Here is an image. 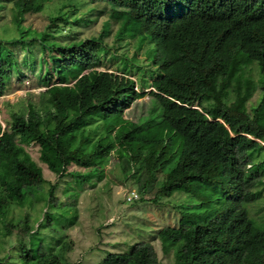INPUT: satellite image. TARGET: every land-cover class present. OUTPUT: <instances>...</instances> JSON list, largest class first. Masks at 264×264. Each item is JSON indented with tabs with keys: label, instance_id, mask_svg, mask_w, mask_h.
<instances>
[{
	"label": "trees",
	"instance_id": "trees-1",
	"mask_svg": "<svg viewBox=\"0 0 264 264\" xmlns=\"http://www.w3.org/2000/svg\"><path fill=\"white\" fill-rule=\"evenodd\" d=\"M49 1L0 0V10L12 4L11 23L18 31L0 37V97L13 73L29 60L34 67L37 55L46 82L45 90L16 110L2 102L10 109L7 119L0 116V216L13 205L27 208L3 225L7 237L19 229L12 244L17 256L7 264H73L67 258L73 241L65 229L76 223L81 188L104 177L113 153L133 167L124 179L141 175L143 195L162 174L153 204L183 196L176 224L157 233L170 264H264V206L252 209L264 199V157L256 159L264 149V0H86L104 2V8L79 16L86 2L61 0L36 32L26 16L43 11ZM106 10L108 20L96 35L72 32ZM111 21L117 24L114 44L134 41L135 48L130 58L119 54L115 70H101L111 48L104 41ZM251 65L261 86L253 113L244 105L229 106L218 83ZM73 68V79L52 80ZM147 94L157 115L142 123L124 118L123 111ZM32 144L43 145L39 160L51 171L56 168L44 147L61 159L59 176L69 174L77 188L64 190L72 202L56 199L55 183L42 194L43 170L25 148ZM71 165L81 169L70 171ZM40 201L47 207L32 217L28 209ZM97 264L163 263L150 243L136 241L122 251L106 250Z\"/></svg>",
	"mask_w": 264,
	"mask_h": 264
},
{
	"label": "rangeland",
	"instance_id": "rangeland-1",
	"mask_svg": "<svg viewBox=\"0 0 264 264\" xmlns=\"http://www.w3.org/2000/svg\"><path fill=\"white\" fill-rule=\"evenodd\" d=\"M86 2L83 5L80 4L79 12L77 15H81L88 8L95 10L103 9L104 2H87L86 0H75ZM65 0H62V3ZM61 0H51L47 2V6L43 11L30 14L26 16L25 24L30 26L32 30L40 32L47 24L49 15L55 14L56 9L60 5ZM79 4V3H78ZM12 4H6L5 8L0 10V37L9 38L18 33L16 26L12 22ZM63 9L68 10L67 7ZM95 13V12H94ZM95 19L87 26L79 25L73 26L72 32H75L79 37H89L96 35L101 25L105 20H108V12L103 11L100 15H93ZM117 24L111 21V34L104 39L111 48L105 57L104 67L109 70H115L118 66L119 54L126 52L130 58L134 52V41H130L129 46L122 42L121 44H114L112 38ZM65 33V31H64ZM121 48L116 50V48ZM48 60V56L44 55ZM114 57H117L115 61ZM138 58L144 61L143 50L138 52ZM119 59V60H118ZM38 62V61H37ZM52 65L47 63L46 66ZM27 67V63L25 65ZM22 66L20 72H15L12 75V80L8 88L6 95L0 99V116L2 119L8 118V110L10 107L14 110L19 108L28 98L35 99L40 91L46 88V82L40 78L44 72V66L41 67L38 62L34 67L28 68ZM78 74V71H67V73L57 72L53 75L52 80L56 83H60L63 79H73ZM235 76L221 79L220 83L222 89L220 91L221 96L225 99L227 104L232 108L244 105L249 113L252 112V108L255 107L259 101L261 95V86L258 81V69L256 65H251L248 68H239L234 73ZM138 75H134L136 78ZM147 92L151 90L150 87L145 89ZM8 102L11 106L3 107L2 102ZM154 98L147 94L142 98L135 100L131 103L130 107L125 109L123 116L126 119L142 123L145 122L150 116L157 115L156 110L150 112ZM158 115V119H159ZM258 122L262 123L261 113L258 114ZM91 124H94L92 122ZM101 130L93 134L94 138ZM43 147L41 144H32L25 146L26 150L42 168L45 183L42 184V194L47 193L50 183H55L56 188L54 195L59 202H72V198L66 196L64 190L77 189L72 182V177L69 174L59 173L62 169L61 159L48 147H44L49 154V159L55 165L56 171H51L46 164L39 160L40 149ZM264 157V149L260 152L256 159ZM262 157V158H263ZM261 158V159H262ZM260 159V160H261ZM125 167V169L122 168ZM71 171L80 170V167L71 165L68 167ZM133 167L127 161L119 163L115 153L110 155L108 163L105 166V175L100 181H95V185L88 186L84 184L81 191L78 193L75 207L77 210V220L72 227L65 229V233L68 235V239L73 241L72 249L67 253L68 260L73 264H97L104 256L106 250L109 251H122L128 248L136 241H143L150 243L156 255L163 264H170L172 262L171 255H165L161 250L160 241L157 237V233L165 226H174L178 216V207L181 202L182 195L176 194L169 198H162L159 204H153L151 199L156 188L160 185L162 180V174H157L156 178L151 182L149 191L144 195L140 193L141 188V175L136 177H129L124 179V173L126 171L132 172ZM40 189V190H41ZM132 189L137 190L142 195L140 201H134L127 203L124 197L127 192ZM72 192V191H70ZM45 205V206H44ZM173 206V208H171ZM264 206V199L257 201L256 205L252 206L253 210L258 207ZM47 207V201H40L33 203L29 207L32 217L39 214L40 208L45 209ZM42 209V210H43ZM62 207L60 208V210ZM26 207H12V210L8 211V215L0 216V259L4 260V264L8 261H12L16 258L18 250L13 248V243L16 244L17 228L12 229V234L7 237L3 235L5 229L4 223L12 222L10 218L14 220L26 213ZM52 209L51 211H55ZM254 215V214H253ZM41 216V214H40ZM39 216V217H40ZM32 220V219H31Z\"/></svg>",
	"mask_w": 264,
	"mask_h": 264
},
{
	"label": "clouds",
	"instance_id": "clouds-1",
	"mask_svg": "<svg viewBox=\"0 0 264 264\" xmlns=\"http://www.w3.org/2000/svg\"><path fill=\"white\" fill-rule=\"evenodd\" d=\"M35 56H36V54H35ZM36 58V64L38 63V62H40V58H39V56L37 55V57H35ZM38 61V62H37ZM29 65L30 66H32V64H31V60H29L28 62H27V67L26 66H24V67H26V68H28L29 67ZM33 67V66H32ZM100 67V66H99ZM98 67V68H99ZM102 67V66H101ZM99 69H101V70H104V69H106V68H99ZM21 70H22V68H21ZM109 70V69H108ZM11 80H12V78H11ZM10 83H11V81H10ZM10 86V85H9ZM151 88V87H150ZM46 89V88H45ZM44 89V90H45ZM151 90H152V88H151ZM8 92V91H7ZM6 95V94H5ZM4 96V95H3ZM2 97V96H1ZM1 97H0V99H1ZM4 126V125H3ZM264 144V143H263ZM132 190H134V189H132ZM134 191H136V193L138 194V198H136V199H134V200H132V201H127L126 200V195H125V197H124V200H125V202H127V203H130V202H134V201H136V200H140V198H141V196H140V194H139V192L137 191V190H134ZM128 193V192H127ZM126 193V194H127ZM164 228V227H163Z\"/></svg>",
	"mask_w": 264,
	"mask_h": 264
},
{
	"label": "built area",
	"instance_id": "built-area-1",
	"mask_svg": "<svg viewBox=\"0 0 264 264\" xmlns=\"http://www.w3.org/2000/svg\"><path fill=\"white\" fill-rule=\"evenodd\" d=\"M138 198V194L136 193V191L131 190L126 194V200L127 201H132L134 199Z\"/></svg>",
	"mask_w": 264,
	"mask_h": 264
}]
</instances>
